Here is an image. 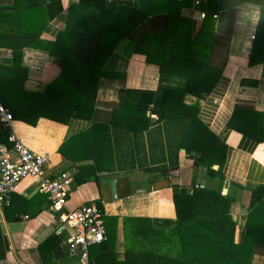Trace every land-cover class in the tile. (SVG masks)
<instances>
[{
	"label": "crops",
	"instance_id": "obj_1",
	"mask_svg": "<svg viewBox=\"0 0 264 264\" xmlns=\"http://www.w3.org/2000/svg\"><path fill=\"white\" fill-rule=\"evenodd\" d=\"M15 1L0 0V66L13 68L15 50L22 49L21 66L28 71L24 90L44 92L59 74V59L44 49L25 45L23 36L41 31V40L55 41L66 27L71 6L80 0H60L62 11L52 19L59 0ZM28 4L42 7L36 14L23 11L25 13L17 15V10L13 9L14 5ZM140 4L147 10L149 0H141ZM218 4L213 5L218 8L213 13L218 18L213 21L220 37L230 36L229 43L223 46V52L228 55L216 87L201 102L199 117L227 146L223 193H231L238 200L232 214L238 223L236 242L241 243L249 223L247 208L251 195L264 186V142L257 143L231 130L228 123L240 101L264 113V63L249 64L262 8L247 2L232 11ZM200 10L207 14L205 6L196 9L192 2L181 12L192 21L193 35L203 22ZM166 22V15H152L133 35L117 45L104 66L107 75L99 83L93 119L73 118L65 124L42 117L36 126L15 119L10 129L0 124L3 141L14 133L31 150L50 157L45 179L62 173L73 175L69 209L92 203L103 207L105 229L108 227L110 232L116 229L119 261L126 259L124 218H148L156 228H173L177 223L174 190H190L193 185L207 183L206 173L202 169L195 173V160L185 151L180 152L179 168L174 170L167 150L162 149L160 133L153 132L157 131L156 127L135 133L132 128L144 126L146 118L135 110L122 111L125 105H138L142 100L149 103L147 93L180 89L184 84L180 78H162L159 66L148 63L143 54L136 52L143 33L164 32ZM34 38L37 39L36 35ZM94 45L92 41L87 51L93 52ZM82 93L91 94L83 89ZM152 106L150 104V108ZM146 117L153 123L157 121L150 110ZM49 207L46 195L38 191L37 181L21 182L11 207L0 208V264H80L69 243L71 230L58 233ZM108 217H117V224L114 220L112 224ZM253 264H264V256H255Z\"/></svg>",
	"mask_w": 264,
	"mask_h": 264
},
{
	"label": "trees",
	"instance_id": "obj_2",
	"mask_svg": "<svg viewBox=\"0 0 264 264\" xmlns=\"http://www.w3.org/2000/svg\"><path fill=\"white\" fill-rule=\"evenodd\" d=\"M58 2L51 19L62 11ZM140 2L80 0L71 6L66 27L55 41L41 40V31H32V37L24 35L25 45L44 49L59 59V74L44 92H27L28 71L21 66L22 49H16L15 66H0V99L15 119L32 126L42 117L65 124L73 118L93 119L99 83L107 75L104 66L117 45L150 16L166 15V30L144 32L136 52L158 65L162 78H180L184 84L180 89L147 93L149 103L142 100L138 105H125L122 111L135 110L146 118L144 126L132 128L135 133L156 127L153 132L160 133L162 149L167 150L174 170L179 168L180 152L185 151L195 160V173L205 171L207 183L174 190L177 223L173 228H156L148 218H124L125 260H117L116 229L110 232L107 225L108 240L90 249V259L96 264H253L255 256H264V186L251 195L249 223L243 241L237 243L238 223L232 213L238 200L223 193L227 146L201 121L199 112L202 100L216 87L228 55L223 46L230 36L225 39L216 33L213 13L218 8L213 5L220 3V8L232 11L247 2L261 6L249 62L255 66L264 63V0H209L203 4L206 18L194 35L192 21L181 15L193 0H149L147 10ZM41 7L28 4L13 9L17 15L23 11L36 14ZM234 16L233 12L230 29ZM32 39L36 41L29 44ZM92 41L95 45L90 53L87 49ZM82 89L91 94L82 93ZM149 110L157 116L155 123L146 117ZM228 126L257 143L264 142V113L248 102L237 103ZM109 219L117 224V217Z\"/></svg>",
	"mask_w": 264,
	"mask_h": 264
},
{
	"label": "built area",
	"instance_id": "obj_3",
	"mask_svg": "<svg viewBox=\"0 0 264 264\" xmlns=\"http://www.w3.org/2000/svg\"><path fill=\"white\" fill-rule=\"evenodd\" d=\"M208 1L193 0V6L199 9ZM198 12L200 19L204 20L206 13ZM14 120L12 111L0 99L1 126L10 129ZM49 161L48 155L34 152L14 133L8 136L7 141L0 138V208L5 210L11 206L22 181H37L38 191L47 197L58 233L71 230L69 243L73 255L79 258L80 264H96L90 259V249L108 240L106 212L95 203L69 209L67 204L73 175L62 173L53 179H45L44 172Z\"/></svg>",
	"mask_w": 264,
	"mask_h": 264
},
{
	"label": "water",
	"instance_id": "obj_4",
	"mask_svg": "<svg viewBox=\"0 0 264 264\" xmlns=\"http://www.w3.org/2000/svg\"><path fill=\"white\" fill-rule=\"evenodd\" d=\"M217 169V167H215ZM5 243H6V246L8 248V242H7V239L5 240Z\"/></svg>",
	"mask_w": 264,
	"mask_h": 264
},
{
	"label": "rangeland",
	"instance_id": "obj_5",
	"mask_svg": "<svg viewBox=\"0 0 264 264\" xmlns=\"http://www.w3.org/2000/svg\"><path fill=\"white\" fill-rule=\"evenodd\" d=\"M204 171V170H203ZM205 172V171H204Z\"/></svg>",
	"mask_w": 264,
	"mask_h": 264
}]
</instances>
